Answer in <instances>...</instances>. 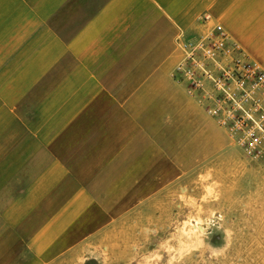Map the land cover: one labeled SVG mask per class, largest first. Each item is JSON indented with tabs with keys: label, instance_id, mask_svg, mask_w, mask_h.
<instances>
[{
	"label": "crops",
	"instance_id": "crops-1",
	"mask_svg": "<svg viewBox=\"0 0 264 264\" xmlns=\"http://www.w3.org/2000/svg\"><path fill=\"white\" fill-rule=\"evenodd\" d=\"M205 13L264 70V0H0V264L160 218L226 148L173 76Z\"/></svg>",
	"mask_w": 264,
	"mask_h": 264
},
{
	"label": "rangeland",
	"instance_id": "rangeland-1",
	"mask_svg": "<svg viewBox=\"0 0 264 264\" xmlns=\"http://www.w3.org/2000/svg\"><path fill=\"white\" fill-rule=\"evenodd\" d=\"M226 137V148L211 153L190 186H178L177 202L164 206L160 218L128 228L122 220L112 234L47 264H264V159L244 155ZM98 217L96 209L88 214L64 245Z\"/></svg>",
	"mask_w": 264,
	"mask_h": 264
},
{
	"label": "built area",
	"instance_id": "built-area-1",
	"mask_svg": "<svg viewBox=\"0 0 264 264\" xmlns=\"http://www.w3.org/2000/svg\"><path fill=\"white\" fill-rule=\"evenodd\" d=\"M203 31L180 38L173 76L242 153L264 159V70L209 13Z\"/></svg>",
	"mask_w": 264,
	"mask_h": 264
}]
</instances>
